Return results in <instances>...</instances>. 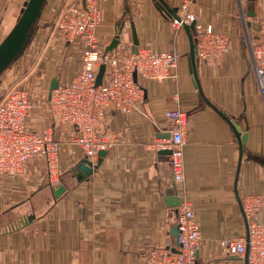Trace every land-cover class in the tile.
<instances>
[{
    "label": "crops",
    "instance_id": "0c3cea01",
    "mask_svg": "<svg viewBox=\"0 0 264 264\" xmlns=\"http://www.w3.org/2000/svg\"><path fill=\"white\" fill-rule=\"evenodd\" d=\"M24 1L0 0V40L16 23ZM165 1L180 8L184 0ZM193 2L190 10L199 22L230 37L223 58L198 60L197 70L208 100L247 136L241 162L232 125L195 85L187 30L172 27L173 16L158 0H101L99 33L105 48L127 24L124 38L110 52L135 51L134 25L139 47L179 52L177 76L138 78L144 101L128 114L109 112L101 130L116 141L89 176L77 178L74 168L86 155L73 144L62 145L57 185L47 182L42 156L26 162L19 174H0V264H140L155 247L177 251L172 230L178 226L179 205L174 201L184 197L193 204L203 237L197 264H245V256L228 254L221 240L247 236L245 197L263 201L254 216L264 221V97L250 48L259 31L253 20L264 13V0ZM59 6L60 0L45 1L15 60L20 67L34 58L37 64L19 84L30 94L27 126L51 127L56 139L67 140L76 129L53 118L49 87L54 77L67 82L77 74L81 52L55 32ZM176 108L188 116L185 179L179 183L170 154L154 146L158 138H169L174 122L166 112ZM62 184L66 189L56 196Z\"/></svg>",
    "mask_w": 264,
    "mask_h": 264
},
{
    "label": "built area",
    "instance_id": "2783aa9c",
    "mask_svg": "<svg viewBox=\"0 0 264 264\" xmlns=\"http://www.w3.org/2000/svg\"><path fill=\"white\" fill-rule=\"evenodd\" d=\"M193 0H184L172 17V27L194 23L198 60H221L229 50L230 37L211 24L198 21V13L190 10ZM259 31L250 43L253 69L264 97V13L253 20ZM101 0H61L56 12L55 32L68 44L79 48L81 66L67 82H59L49 97L55 120L72 124L76 134L67 140L56 139L52 129L32 130L27 126L31 113L29 91L20 85L8 89L0 99V174L16 175L29 160L42 156L47 182L61 181V148L64 144L79 146L86 157L96 163L99 152L108 150L116 138L102 132L101 126L111 110L128 114L144 101L139 77L166 80L177 76L180 60L177 50H156L149 46L131 52L106 51L99 33ZM128 25L124 24L116 36L121 40ZM105 65L103 81L97 84V73ZM174 127L169 138H158L156 149H170V163L175 182L185 179L184 145L188 123L186 111L176 108L166 112ZM260 198L245 197L242 205L247 218V236L221 240L223 249L232 255L245 256L249 248L248 264H264V221L254 213L261 206ZM177 225L179 248L155 247L142 255L140 264H197V253L203 237L192 202L184 197L178 207ZM17 226H19L17 224ZM16 227V226H14Z\"/></svg>",
    "mask_w": 264,
    "mask_h": 264
},
{
    "label": "water",
    "instance_id": "95a60500",
    "mask_svg": "<svg viewBox=\"0 0 264 264\" xmlns=\"http://www.w3.org/2000/svg\"><path fill=\"white\" fill-rule=\"evenodd\" d=\"M46 0H25L23 3V6L20 11V15L18 16V19L12 29L8 32V34L2 39L0 42V74L8 67V65L19 55L22 53L25 43L27 39L30 37L31 31L37 22L38 18L40 17L41 10L43 8V5ZM158 3L160 4V7L163 10H168L170 14L173 17H177L178 7H170L165 0H158ZM183 27L187 30L189 38H190V57H191V64H192V72L195 80V85L198 88L200 94L202 95V98L213 108H215L224 118H226L230 124L232 125L236 136L238 138V142L240 145V162L242 160V151H243V144L246 142V134L242 133V128L240 125L235 124L226 114L222 111H220L214 104H212L208 98L205 96L204 91L202 89V85L200 83V79L198 76V58H197V49H196V37L192 32V29H194V23L191 24H183ZM122 29V28H120ZM132 31L134 35V44L136 46V50L139 48V42L136 37V31L134 28V25H132ZM120 42V39L116 36L112 42L107 46L106 51H112L115 47L118 46ZM135 50V51H136ZM105 71V65L102 64L99 68V71L97 73V84H101L103 81ZM59 81L57 77H54L51 81L50 87H49V97L51 96V93L54 88L57 87ZM238 123V122H237ZM170 137V136H169ZM106 150H101L99 152V157L97 159V162L93 164L92 161H90L86 156L83 157L79 163L75 166L74 170L76 171V176L78 179L85 178L86 176H89L94 171V168L99 165L102 158L106 155ZM161 152L169 153L171 154L170 149H163ZM66 187L62 184L55 188V195L60 196L64 191ZM180 199L177 201H174V205L180 204ZM248 226V224H247ZM173 235L177 239L178 246L179 241V229L178 226L173 228L172 230ZM248 234V231H247ZM248 254H249V248L247 249V252L245 254L244 260L245 264H248Z\"/></svg>",
    "mask_w": 264,
    "mask_h": 264
},
{
    "label": "rangeland",
    "instance_id": "374dc122",
    "mask_svg": "<svg viewBox=\"0 0 264 264\" xmlns=\"http://www.w3.org/2000/svg\"><path fill=\"white\" fill-rule=\"evenodd\" d=\"M5 36L6 35H4V37ZM2 39L0 40V42L2 41ZM34 57H36V56H34ZM34 57H32V58H34ZM34 59L31 60L30 64H26V65L23 64V65H21V67L18 66L19 63H17V61L14 59L8 65V67L0 74V99H1L2 95L8 89H10L11 87H13L15 85L21 84L20 79L22 78V76H27L28 74L33 72V70L37 66V64L34 63ZM35 70H37V69H35Z\"/></svg>",
    "mask_w": 264,
    "mask_h": 264
}]
</instances>
